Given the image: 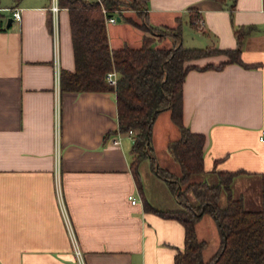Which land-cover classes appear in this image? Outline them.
<instances>
[{"label": "crops", "instance_id": "1", "mask_svg": "<svg viewBox=\"0 0 264 264\" xmlns=\"http://www.w3.org/2000/svg\"><path fill=\"white\" fill-rule=\"evenodd\" d=\"M50 6L51 0H0V264H174L184 248V227L156 210L182 205L150 159L133 172V141L116 132L114 93L60 92L55 55L59 71H73L74 59L68 12H58L55 43ZM191 8L203 19L200 30L188 22ZM177 19L188 48L235 49L234 30L253 27L241 59L256 66L189 70L182 120L205 137V173L191 182H209L213 170L242 171L233 179V198L264 212V0L148 1L152 27H174ZM115 24H106L111 49L138 48L144 35L164 42L161 47L174 44L172 36L160 39L126 21ZM225 59L191 63L202 67ZM156 120L152 156L158 167L179 175L167 152L178 130L169 126L161 140ZM195 230L207 242L208 260L220 245L216 222L203 215Z\"/></svg>", "mask_w": 264, "mask_h": 264}, {"label": "trees", "instance_id": "2", "mask_svg": "<svg viewBox=\"0 0 264 264\" xmlns=\"http://www.w3.org/2000/svg\"><path fill=\"white\" fill-rule=\"evenodd\" d=\"M149 0H58L60 8L68 12L74 70L59 71L60 92H112L115 94L117 131L125 135L135 132L130 151L131 167L136 174L139 164L150 159L154 171L167 182L175 195L180 210L159 211L165 218L178 220L184 227V248L174 256V264H264V212L262 208L249 210L240 198H233L231 185L242 171H215L216 182H191L195 176L205 173V137L193 133L182 120L183 83L189 70H220L234 63L245 68L241 59L244 38L253 27L234 30L237 40L235 49L216 47L188 48L182 43L179 19L174 28H156L147 22ZM119 11L118 17L164 38L172 36L174 44L169 47L152 46L154 39L143 36L141 46H124L111 49L108 42L105 15ZM234 5L232 6V9ZM124 11H132L127 16ZM200 17L195 9H189V24L197 28ZM159 30V31H158ZM215 55L226 57L219 64L202 67L191 62ZM117 72L116 83L110 84L106 74ZM162 110H168L178 137L167 144V152L177 163L180 173L176 175L156 165L152 156V126ZM192 195L194 202H191ZM225 205L219 206L221 196ZM203 215H210L216 222L220 245L208 260L203 258L207 242L196 235V223Z\"/></svg>", "mask_w": 264, "mask_h": 264}, {"label": "built area", "instance_id": "3", "mask_svg": "<svg viewBox=\"0 0 264 264\" xmlns=\"http://www.w3.org/2000/svg\"><path fill=\"white\" fill-rule=\"evenodd\" d=\"M59 10H60V6H59V3H58V0H51L50 11H51V13L53 15V18H54V21H55L54 22V27H53L54 42L57 40L56 17L58 15ZM102 12L105 15L106 24H113V23L117 22V17H118L117 15H118L119 11H115L110 16L107 15V10L105 8L102 9ZM12 17L16 21L19 20L20 19V12L18 10L13 11L12 12ZM203 24H204L203 19L200 16L197 19V21H196L197 28L199 30L202 29ZM55 46H56V44H55ZM55 70H56V77H57V80H58L59 79V63H58V60H57V54L55 55ZM117 77H118V75H117V72L115 70H112V71H110V72H108L106 74V79H107L108 83L113 84V85L116 83ZM134 135H135V132L133 130H129L127 133H125V136H128L129 138H131L132 141L134 139L133 138ZM261 139H263V138L261 137ZM128 199H129L131 204H136L137 201H138V199H136V197L134 195H132V194L128 196ZM76 256L78 258H80V252L79 251H76Z\"/></svg>", "mask_w": 264, "mask_h": 264}, {"label": "rangeland", "instance_id": "4", "mask_svg": "<svg viewBox=\"0 0 264 264\" xmlns=\"http://www.w3.org/2000/svg\"><path fill=\"white\" fill-rule=\"evenodd\" d=\"M134 17H135V15H133ZM123 22H125V20H123L122 19V21H117L116 22V24L115 25H120V24H122ZM109 25H111V24H109ZM111 27L112 26H110L109 28V34H110V36H112V31H111ZM175 27V26H174ZM174 27H168V28H174ZM160 29V28H159ZM115 31V30H114ZM159 31V30H158ZM193 31H191V33H192ZM156 36V35H155ZM157 37H159V36H157ZM130 40H132V36H130V38H129ZM131 42V41H130ZM187 42V41H186ZM189 42V41H188ZM128 44H130V45H128V46H131V43H128ZM164 45V42H161V43H158V42H155V43H153L152 44V46H158V47H161V46H163ZM132 47V46H131ZM215 56H218V55H215ZM223 56V55H222ZM225 57V56H224ZM226 58V57H225ZM156 125V127L159 129V134H160V137H161V140L164 138V134L167 132L168 133V131H167V129H168V127L170 126V127H174L175 128V126L172 124V121H171V119H170V114H169V111L168 110H162L159 114H158V116H157V120H156V123H155ZM217 180V178L215 177V178H213L212 177V180L211 179H209V182L210 183H214L215 181ZM225 196L224 195H222L221 196V198H220V201H219V206L220 207H223L224 205H225ZM208 240V239H207ZM206 256H208V251L206 252Z\"/></svg>", "mask_w": 264, "mask_h": 264}, {"label": "water", "instance_id": "5", "mask_svg": "<svg viewBox=\"0 0 264 264\" xmlns=\"http://www.w3.org/2000/svg\"><path fill=\"white\" fill-rule=\"evenodd\" d=\"M117 21H118V22L121 21V18H120V17H117Z\"/></svg>", "mask_w": 264, "mask_h": 264}]
</instances>
